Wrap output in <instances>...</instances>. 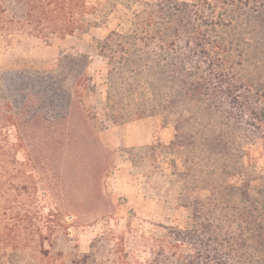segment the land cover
I'll return each mask as SVG.
<instances>
[{
	"label": "rangeland",
	"instance_id": "obj_1",
	"mask_svg": "<svg viewBox=\"0 0 264 264\" xmlns=\"http://www.w3.org/2000/svg\"><path fill=\"white\" fill-rule=\"evenodd\" d=\"M155 1L74 0L73 6H66V16L59 11L49 25L35 24L34 29L28 25L26 2L0 0L5 10L0 17V83L4 86L0 88V264H77V257L88 252L91 243L102 235L109 240L106 252L111 255L120 234L132 252L131 257L141 262L147 249L139 240L144 242L143 238L148 239L151 232H158V225L185 227L188 212L178 206L177 199L182 183L189 192L195 186L190 166L196 160L189 155L184 163L174 145L173 125L165 124L159 115H132L130 119L114 122L104 111L108 54L100 52L98 42L112 31L136 28L146 17L145 4ZM178 1L192 7L187 8L183 18L170 23L167 17L163 23L177 29L179 34L172 46L178 62L184 60L182 78L189 83L207 73L208 67L218 75L219 82L233 79L235 86L241 88L243 77L257 79L258 90H264V21L258 22L254 15L239 16L249 44L247 61L243 58L242 64L236 49L233 58L218 51L225 48L218 34L224 37L230 34L227 22V27H219L216 32H212L214 28L209 32L197 23L201 14L198 6L203 12H210L213 25L218 22L215 16L221 15V7L216 0ZM51 2L46 0L45 6L50 8ZM70 12L74 13L75 21L68 24ZM71 27H74L73 35L62 34ZM191 40L202 42L203 50L211 49L210 58L192 51ZM212 44L217 48H211ZM113 55L116 60L117 53ZM195 64H199L200 73L192 76ZM230 67L234 68L233 74ZM24 69L59 72L65 76L66 72H72L65 86L73 90L76 103L85 110L95 139L109 162L102 188L107 205L99 204L88 216H68L67 212L81 204V191L74 181L70 195L75 194L76 199H69L67 185L66 194L63 191L65 179L64 175L61 179V173L56 186L51 152L46 148L54 142H62L65 148L66 143L75 141V137L69 136L72 121L60 107L33 106L39 97L28 84L8 76L4 78V73ZM216 82L203 78L197 84L212 93L219 89ZM241 94L245 90L241 89L238 95ZM226 114L233 119L239 116L232 109H227ZM260 126L264 128V123ZM261 135L246 147L244 162L253 165V174L264 175ZM188 168L191 173L185 174ZM229 182L239 184L240 178L232 177ZM195 195L204 199L209 192L199 190Z\"/></svg>",
	"mask_w": 264,
	"mask_h": 264
},
{
	"label": "trees",
	"instance_id": "obj_2",
	"mask_svg": "<svg viewBox=\"0 0 264 264\" xmlns=\"http://www.w3.org/2000/svg\"><path fill=\"white\" fill-rule=\"evenodd\" d=\"M45 1L19 0L26 2L28 25L34 29L43 22L49 25L59 11L66 16V6L74 4V0H52L47 8ZM220 1L216 0L221 7V15L215 16L218 19L216 24H212L210 12L206 10L208 15L199 6L198 14H201L197 23L209 32L210 28L216 32L228 24L229 36H217L225 47L218 48V51L227 52L229 58H233L236 49L243 64V58L246 61L248 58L249 44L240 27L239 16L249 14L259 19L258 22L264 21V0ZM2 5L0 2V17L5 11ZM145 6L148 13L145 11L146 17L140 25L132 30L112 31L98 42L100 52L108 54H105L108 70L104 111L114 122L130 119L132 115H159L165 124L173 125L174 145L184 163L189 155L196 160L190 166L195 186L189 192L182 183L177 199L178 206L188 212L187 221L183 228L158 225V232H151L148 239L143 238L144 242L139 240L138 243L147 249L141 262L131 257L132 252L120 234L113 243L111 255L106 252L109 240L102 235L91 243L88 252L77 257L76 263L264 264V175L253 174V165L244 162L248 153L246 147L264 130L260 126L264 123V90H258L257 79L244 80L243 77L241 88L235 86L233 79L219 82L218 75L210 72L208 67L207 73L187 83L180 73L184 60L178 62L172 46L179 34L177 29L163 22L167 17L170 23L183 18L192 5L178 0H157ZM70 13L68 24L75 21L74 13ZM65 31L63 35H73L74 27ZM195 41L191 40L192 51L210 58L211 49L203 50V43ZM114 46L118 48L116 51H112ZM210 47L217 48L214 44ZM198 67L199 64H195L192 76L200 73ZM230 69L233 74L234 68ZM70 73L66 72L65 76L59 72L24 69L4 73V78L8 76L23 85L28 84L39 97L33 106L39 109L60 107L65 117L67 112L72 121L69 136L75 137V141L66 143L65 148L62 142L49 143L46 148L51 152L49 158L56 186L60 179L58 173H61V179L64 175L63 191L66 194L69 188V199H76L75 194L70 195V187L75 183L79 186L81 204L67 212L68 216L78 218L88 216L99 204L107 205L102 188L109 162L103 147L95 139L85 110L76 103L73 90L65 86L69 75L72 77ZM202 77L209 82L217 81L215 86L219 89L209 93L207 87L197 84ZM0 88H4L1 83ZM241 89L245 94L238 95ZM227 109L238 111V118L226 116ZM260 138L264 140V135ZM184 172L188 174L191 170L188 168ZM232 177H239L240 183L231 184L229 179ZM199 190H207L209 195L201 199L195 195ZM77 210L79 212L75 213Z\"/></svg>",
	"mask_w": 264,
	"mask_h": 264
}]
</instances>
